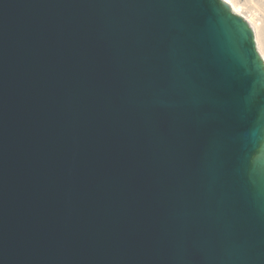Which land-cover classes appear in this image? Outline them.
I'll use <instances>...</instances> for the list:
<instances>
[{"label": "water", "instance_id": "obj_1", "mask_svg": "<svg viewBox=\"0 0 264 264\" xmlns=\"http://www.w3.org/2000/svg\"><path fill=\"white\" fill-rule=\"evenodd\" d=\"M0 264H264V62L223 0H0Z\"/></svg>", "mask_w": 264, "mask_h": 264}, {"label": "rangeland", "instance_id": "obj_2", "mask_svg": "<svg viewBox=\"0 0 264 264\" xmlns=\"http://www.w3.org/2000/svg\"><path fill=\"white\" fill-rule=\"evenodd\" d=\"M234 4H238L242 7H249L252 13L247 17L256 28V36L260 45V49L264 54V3L258 1L248 2L246 0H231Z\"/></svg>", "mask_w": 264, "mask_h": 264}, {"label": "bare ground", "instance_id": "obj_3", "mask_svg": "<svg viewBox=\"0 0 264 264\" xmlns=\"http://www.w3.org/2000/svg\"><path fill=\"white\" fill-rule=\"evenodd\" d=\"M228 5L230 6V8H231V10L234 12V13H236V14H238V15H244L243 14V10H242V7L240 6V5H238V4H234L233 2H231V0H230V3H228ZM248 15H246L245 17L247 18V20L249 21V23L251 24V26H252V29H253V31H254V37H255V39H256V43H257V50H258V52H259V54L263 57V59H264V54H263V51L260 49V45H259V42H258V39H257V36H256V28H255V26L252 24V22L248 19V17H247Z\"/></svg>", "mask_w": 264, "mask_h": 264}, {"label": "built area", "instance_id": "obj_4", "mask_svg": "<svg viewBox=\"0 0 264 264\" xmlns=\"http://www.w3.org/2000/svg\"><path fill=\"white\" fill-rule=\"evenodd\" d=\"M246 1H248V2H251V1H258V0H246ZM243 11V14L244 15H241L247 22H248V24L251 26V24L249 23V21L247 20V18L245 17L246 15H249V14H251L252 13V10L249 8V7H243V9H242ZM252 27V26H251ZM262 57V56H261ZM262 59H263V57H262ZM263 62H264V59H263Z\"/></svg>", "mask_w": 264, "mask_h": 264}, {"label": "snow or ice", "instance_id": "obj_5", "mask_svg": "<svg viewBox=\"0 0 264 264\" xmlns=\"http://www.w3.org/2000/svg\"><path fill=\"white\" fill-rule=\"evenodd\" d=\"M260 2H261V3H264V0H260ZM223 3H224V4H228V3H230V0H223Z\"/></svg>", "mask_w": 264, "mask_h": 264}]
</instances>
